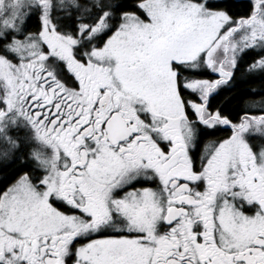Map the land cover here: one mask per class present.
I'll list each match as a JSON object with an SVG mask.
<instances>
[{
  "label": "snow or ice",
  "instance_id": "snow-or-ice-1",
  "mask_svg": "<svg viewBox=\"0 0 264 264\" xmlns=\"http://www.w3.org/2000/svg\"><path fill=\"white\" fill-rule=\"evenodd\" d=\"M0 264H264V0H0Z\"/></svg>",
  "mask_w": 264,
  "mask_h": 264
}]
</instances>
